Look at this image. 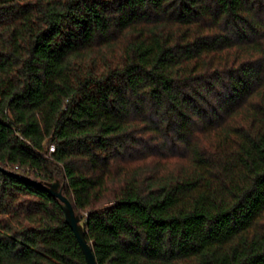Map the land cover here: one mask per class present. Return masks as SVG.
I'll return each instance as SVG.
<instances>
[{
  "label": "trees",
  "instance_id": "obj_1",
  "mask_svg": "<svg viewBox=\"0 0 264 264\" xmlns=\"http://www.w3.org/2000/svg\"><path fill=\"white\" fill-rule=\"evenodd\" d=\"M0 168V264H86L21 178L96 264H264V0H0Z\"/></svg>",
  "mask_w": 264,
  "mask_h": 264
},
{
  "label": "water",
  "instance_id": "obj_2",
  "mask_svg": "<svg viewBox=\"0 0 264 264\" xmlns=\"http://www.w3.org/2000/svg\"><path fill=\"white\" fill-rule=\"evenodd\" d=\"M0 171L4 172L5 174L13 175L8 171L3 170L2 168H0ZM14 176H16V175H14ZM16 177H18V176H16ZM21 179L31 183L32 185H35V186L43 189L45 192L48 193L49 196L58 200V202L60 204V209L64 215L65 223L69 227L71 232L73 233V235H74V237H75V239H76V241H77V243L81 249V252H82L83 257L85 259V263L86 264H96L92 248L88 244L87 240L85 239L83 227L80 223V218L75 214V211H74L73 206L70 203V201L63 195L62 185L60 184V182L57 180V181H54L52 183L43 184L40 182L30 181V180L25 179V178H21Z\"/></svg>",
  "mask_w": 264,
  "mask_h": 264
},
{
  "label": "built area",
  "instance_id": "obj_3",
  "mask_svg": "<svg viewBox=\"0 0 264 264\" xmlns=\"http://www.w3.org/2000/svg\"><path fill=\"white\" fill-rule=\"evenodd\" d=\"M53 151H54L53 146L49 147V152H53Z\"/></svg>",
  "mask_w": 264,
  "mask_h": 264
}]
</instances>
